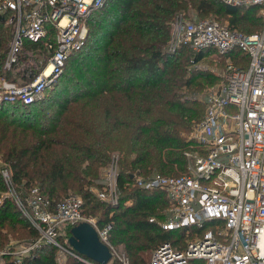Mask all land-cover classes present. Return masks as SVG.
<instances>
[{"label": "trees", "instance_id": "16d2710c", "mask_svg": "<svg viewBox=\"0 0 264 264\" xmlns=\"http://www.w3.org/2000/svg\"><path fill=\"white\" fill-rule=\"evenodd\" d=\"M192 5L201 15L221 11L230 30L246 35L264 25L259 6L239 8L219 0H107L91 12L83 48L45 89L47 96L30 104L0 103V224L8 221L14 232L27 221L36 236L13 199L2 196L9 191L1 174L7 169L11 187L25 205L33 189L50 209L68 192L82 195L83 214L95 217L99 227L111 225L109 241L130 264H149L153 250L164 242L185 245L184 231L160 225L167 220L165 193L133 183L136 177L184 174L185 152L196 148L189 136L204 117L206 104L194 94L218 76L194 65L211 53L219 55L214 48L199 53L188 46L168 50L172 21ZM12 31L0 16V76L25 85L44 67L48 51L44 42L24 40L11 68H17L14 76L5 72ZM226 59L244 69L249 56L234 48L219 60ZM112 162L117 168V205L100 203L94 191L104 188L102 174ZM73 226L62 229L58 242L61 236L68 240ZM7 240L0 234V246ZM37 248L22 262L0 264H62L55 260V246ZM64 264L84 263L69 256Z\"/></svg>", "mask_w": 264, "mask_h": 264}, {"label": "built area", "instance_id": "2783aa9c", "mask_svg": "<svg viewBox=\"0 0 264 264\" xmlns=\"http://www.w3.org/2000/svg\"><path fill=\"white\" fill-rule=\"evenodd\" d=\"M106 1L0 0V16L13 28L2 69L11 70L24 40L44 42L49 52L48 61L28 84L17 85L0 76V103L39 100L60 75L67 58L83 48L87 20ZM219 1L233 7L259 6L264 16V0ZM184 15L178 14L170 25L169 51L181 46L194 53L214 48L220 57L238 48L249 61L241 69L226 59L222 81L206 95L204 117L190 133L196 148L185 152L186 172L134 180V186L165 193L167 220L160 225L164 230L184 231L187 237L184 246L159 244L149 264H192L199 260L205 264H264V25L261 31L246 35L213 19L188 20ZM1 174L10 187L7 169ZM104 179L97 198L117 205V168L113 162ZM32 194L26 205L19 199L16 205L40 235L36 246H55L60 262L71 256L94 264L73 251L66 238L64 244L57 240L65 226L88 222L108 247L109 262L130 264L109 241L111 225L99 227L93 217L83 214L80 196L68 194L50 209L36 189ZM206 224L209 228L204 232L197 229Z\"/></svg>", "mask_w": 264, "mask_h": 264}, {"label": "rangeland", "instance_id": "374dc122", "mask_svg": "<svg viewBox=\"0 0 264 264\" xmlns=\"http://www.w3.org/2000/svg\"><path fill=\"white\" fill-rule=\"evenodd\" d=\"M239 8H241V7H239ZM242 8H245V7H242ZM183 14H185L184 17L186 19H188V20L206 19L207 18V19H213V20H215V21H217V22H219L221 24H224V25L228 26L227 17L221 11L220 12H211V13H207L205 15H201V13H199L198 11L193 9V5H192V6L188 7V9L185 12H183ZM259 14L264 19L262 9H260ZM11 39H12V36H11ZM11 39H10V41H11ZM10 41H9V45H10ZM9 45L7 46V49H6V55H7L8 50H9ZM34 53L36 54V52H34ZM6 55H5V57H6ZM74 55H76V54H73V55H71V56H69L67 58L66 62L64 63L65 67H67L69 62H71L73 60V56ZM48 57H49V52H48ZM48 57H47L46 62L48 61ZM40 59L42 61V58H40ZM219 59H220V57H216V56L212 55V53H211L207 59L202 60V61L198 62L196 65H194V68H196V69L205 70V71H208L209 73H212L213 75L218 76L217 82H215L211 86H208L202 93H195L194 94L195 97H198L199 99L205 101L206 95L211 90L215 89L218 85H220V83L222 81L223 69L225 68V62L222 63V60H219ZM43 64H44V62H43ZM16 69L17 68H15L14 70H9V71H11V74L13 76L15 74ZM63 69L65 70V68L64 67L62 68V70H61L62 72H63ZM48 93H49V91H47V92L44 91V96H47ZM2 166H3V164H2V161H1L0 162V167H2ZM108 167H107V169H108ZM8 174H9V171H8ZM102 176L103 177L106 176V170L102 174ZM3 181H4V179H3ZM94 191H95V194L97 196V193H98L99 189L94 187ZM68 194H75V195H78V196H80L82 198V195L74 193V192H68L66 195H68ZM19 195L20 194L17 193L13 189V187H11V186L9 187V191H7V193H3L2 194V196H4V197H9V198L13 199L15 204H17V200L18 199L20 200V196ZM98 201L100 203H105V202H101L100 200H98ZM105 204H107V203H105ZM93 218L96 220L95 217H93ZM26 224H27V221H25L23 223V226H20V225L17 224L16 227H15L16 231H14V232L9 230V222L8 221H5L4 223L0 224L2 226V227L0 226V234L8 236V240H7L6 244H4L3 246H0V263H2L3 261H6V260L7 261H15L17 263L20 262V261L22 262L24 259L29 258L31 255H33V253H35V251L38 249L37 248L38 246H36L35 244H36L37 241H39L40 235H39L38 231H36V230H35L36 231V236L32 235L30 233V230H29L30 228ZM59 238H61L60 241H62V243H64V237L61 236ZM116 249H117L118 252L122 253L126 257V255L123 252H121L118 248H116ZM66 259L64 261L60 262L58 254L56 255V253H55V260L58 263L60 262V263L64 264L66 262ZM112 262L114 264H116V261H111V263ZM108 264H110V262Z\"/></svg>", "mask_w": 264, "mask_h": 264}, {"label": "water", "instance_id": "95a60500", "mask_svg": "<svg viewBox=\"0 0 264 264\" xmlns=\"http://www.w3.org/2000/svg\"><path fill=\"white\" fill-rule=\"evenodd\" d=\"M68 243L79 255L97 264H108L111 259L108 247L99 240L96 230L88 222L71 227Z\"/></svg>", "mask_w": 264, "mask_h": 264}, {"label": "bare ground", "instance_id": "6f19581e", "mask_svg": "<svg viewBox=\"0 0 264 264\" xmlns=\"http://www.w3.org/2000/svg\"><path fill=\"white\" fill-rule=\"evenodd\" d=\"M50 71V67L46 69V73Z\"/></svg>", "mask_w": 264, "mask_h": 264}]
</instances>
